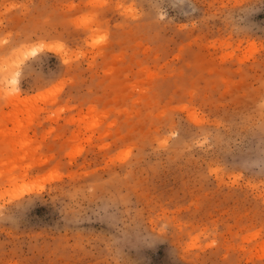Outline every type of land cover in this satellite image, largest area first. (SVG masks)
Returning <instances> with one entry per match:
<instances>
[{"label": "rangeland", "instance_id": "1", "mask_svg": "<svg viewBox=\"0 0 264 264\" xmlns=\"http://www.w3.org/2000/svg\"><path fill=\"white\" fill-rule=\"evenodd\" d=\"M0 264H264V0H0Z\"/></svg>", "mask_w": 264, "mask_h": 264}, {"label": "bare ground", "instance_id": "2", "mask_svg": "<svg viewBox=\"0 0 264 264\" xmlns=\"http://www.w3.org/2000/svg\"><path fill=\"white\" fill-rule=\"evenodd\" d=\"M34 51H36V50L34 49ZM32 52H33V51H32ZM33 53H34V52H33ZM18 98H19V97H18ZM18 98H17V99H18Z\"/></svg>", "mask_w": 264, "mask_h": 264}]
</instances>
